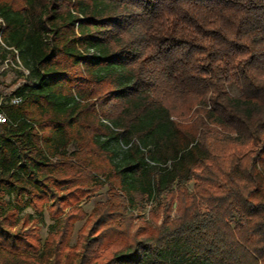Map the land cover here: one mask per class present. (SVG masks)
Segmentation results:
<instances>
[{
	"label": "trees",
	"instance_id": "obj_1",
	"mask_svg": "<svg viewBox=\"0 0 264 264\" xmlns=\"http://www.w3.org/2000/svg\"><path fill=\"white\" fill-rule=\"evenodd\" d=\"M5 62L0 264H264V0H0Z\"/></svg>",
	"mask_w": 264,
	"mask_h": 264
},
{
	"label": "rangeland",
	"instance_id": "obj_2",
	"mask_svg": "<svg viewBox=\"0 0 264 264\" xmlns=\"http://www.w3.org/2000/svg\"><path fill=\"white\" fill-rule=\"evenodd\" d=\"M16 67L10 63H0V83L7 87H12L13 83L17 79V73H16ZM229 92L234 95H239L240 91L237 87L229 86ZM189 191L192 190V183L188 185ZM108 188L105 186L103 189L99 190L98 193L95 195L89 196V197H83L82 200L78 203L72 202L74 204H71L66 202L63 204V207L61 208V215L60 218L68 217L72 213L73 210L79 208L81 209V213L84 217L74 220L72 222V228H71V237L69 241L70 246H75L78 244L79 240L83 237V234L87 232V230L91 226V221L94 220L91 218V214L93 212V209L95 206L99 203L106 202V192ZM44 206V224H41L38 219L37 215L34 211L31 209H26L22 211L21 217L24 215L29 216V222L27 223L26 227L36 228V234L38 238V243L42 245L47 238L48 235V225L53 223V220H50L48 212L52 211L54 209L53 202L49 201L46 204L42 205ZM53 207V208H52ZM156 206V202H149L147 203L145 209H142L140 211H135L133 214V219L131 223V232L135 231H141L145 227H153L155 224H159L161 221V215L163 210H158ZM176 201L173 202L171 205V211L170 215L171 217H174L176 214ZM152 214L155 215V218H152ZM155 219V222L153 221ZM20 225V224H19ZM83 232V233H82ZM31 240V239H30ZM30 253V252H29ZM101 254V251L96 252V256H99Z\"/></svg>",
	"mask_w": 264,
	"mask_h": 264
},
{
	"label": "built area",
	"instance_id": "obj_3",
	"mask_svg": "<svg viewBox=\"0 0 264 264\" xmlns=\"http://www.w3.org/2000/svg\"><path fill=\"white\" fill-rule=\"evenodd\" d=\"M25 73H27L25 71ZM9 101H11L10 103L12 104H17L19 102V99L18 98H12L10 99ZM8 101H6L5 98L3 97H0V106L2 103H7ZM7 116H5V114L0 110V124H5L7 122Z\"/></svg>",
	"mask_w": 264,
	"mask_h": 264
}]
</instances>
